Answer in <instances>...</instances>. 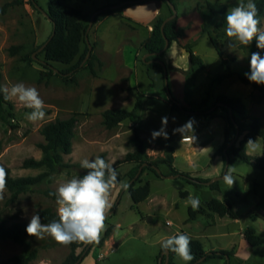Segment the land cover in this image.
Wrapping results in <instances>:
<instances>
[{
	"label": "rangeland",
	"instance_id": "obj_1",
	"mask_svg": "<svg viewBox=\"0 0 264 264\" xmlns=\"http://www.w3.org/2000/svg\"><path fill=\"white\" fill-rule=\"evenodd\" d=\"M16 1H20L22 4L11 6ZM35 1L39 8L48 12L51 0ZM116 1L66 0L65 3L80 9L83 12L82 20L88 25L92 16L100 8L110 3L114 4ZM205 1L180 0L179 17H183V14L196 12L198 4ZM210 1L230 5V9L240 2V0ZM244 2L247 3V0ZM161 4L164 8L162 15L167 16L168 8L165 4ZM198 19L201 21V18ZM198 19L196 18L189 28L182 29L184 36L180 40L187 43L199 40L194 51L202 59L204 68H196L194 72L189 73L191 62L188 54L186 64L189 70L186 71L185 76L186 98L184 101L180 99V93H175L174 97H177L178 99H176L185 106L193 101L200 103L207 97L212 86L210 96L212 108L215 107L214 104L218 96L240 98L246 106L249 117L251 119L258 118L264 126V98L260 100L259 94L253 86L244 84L238 77L239 74L246 76L247 73H250L249 59L240 48L241 44L234 38L230 40L226 36L225 29H222L217 37L219 45L229 41L234 46L226 52L223 58H220L211 41L207 37L200 38L202 28L198 27L200 22ZM117 21V18H114V20L105 23L98 31L100 38L105 40L107 49L105 54L107 66L103 70L97 66L94 67L97 63L99 65L102 63L100 60H96L97 62L93 63L95 74L90 69H82L77 73V83L75 84L66 83L57 76H53L49 81L40 82V73L44 70L41 63L45 56L39 48L50 37L52 23L43 12L31 4V0H0L2 84L9 88L17 83L35 87L45 104V118L33 123L26 118V114L32 110L25 108L16 100H11L15 107V119L12 120L13 126L0 121V142L3 144L0 162L11 170L14 177L37 176L43 173L45 169L22 168L24 160L29 158L40 160L42 158L40 144L44 143L45 139L41 134V128L44 124L58 118L66 119L74 113L78 114V123L74 128L73 151L69 155H62L63 166L58 173L34 191L22 195L15 204L5 205L6 201L2 200L0 210L15 212L20 209L22 211L21 219L27 224H29L32 215L43 208L53 207L57 211L56 200L46 196L45 192L48 189L56 192L59 184L73 177H82L87 170L81 167L80 162L83 159H94L96 156H101L108 162H114L113 166L116 168L118 176L121 177V182L129 184V172L135 164L123 161L126 155L135 149L132 140L135 135L134 129L138 126L126 121L110 130L103 124L102 114L103 110L108 109L132 110L139 92H148L154 88V85L150 88L151 84H154V79L143 63L146 56L143 52L139 56L137 69L134 68L137 53L140 51L137 46L138 41L134 35L130 34L129 30L121 29L120 25L116 23ZM95 27L96 25H93L87 36L91 46L94 43L96 47ZM260 27L264 28V18ZM143 35L141 32L140 36ZM125 39L127 40L123 42ZM119 42L122 43L124 58L127 61L132 80L138 81V84L142 86L139 90L130 88V96L121 102L117 101L116 95L118 86L116 78L120 71L117 70L114 63L115 50ZM14 46H22V49L17 55L12 56L9 50ZM85 49L86 44H82L81 53ZM170 52L176 55L173 50L167 51L165 59ZM29 53L35 55L32 62L24 60V57ZM174 57L178 60V55ZM223 59L229 61L230 70L234 75L222 82H216L217 78L225 73ZM78 61L79 57L73 65ZM87 61L82 64L86 65ZM167 62H169L168 59ZM51 65L58 71L70 67L57 62H53ZM95 75L98 78H95ZM134 76H136L135 80ZM158 92H162L163 97L169 99L165 88ZM217 115L218 117L214 119H207L202 116L188 117L177 112L172 114L169 120L170 127L179 128L189 120L193 121L194 131L188 133L187 136L193 134L195 140L183 139L180 133H167L168 138L159 141L157 138L153 139L152 134L141 131V137L145 141L146 153L150 160L164 159L169 148H172L175 157L174 166L180 172L189 173L193 178L211 179L210 181L222 177L225 162L222 156L215 154L225 142L226 112L219 109ZM242 139L243 136L239 141ZM254 143L255 150L247 145V153L253 159L264 158V140L258 138ZM229 167L235 181L230 186L220 179L218 181L219 191L212 190L206 184L197 186L181 177L176 179L157 177L153 172L147 170L139 176L136 186H144L149 183L151 194L137 207L134 206L128 190L114 189L111 197L112 207L105 221L106 228L99 240V242L101 240L104 242L102 245H99V242H94L90 253L83 257L82 264H159L161 257L162 264H164L166 255L161 243L164 239L177 233H186L190 237L200 240L206 252H231V264H264V171L245 162L230 164ZM167 172L166 168H162L163 174ZM185 192L188 193V196L199 198L200 201L196 210L199 213L197 219L190 222L188 219L191 206L185 204L188 198V196H182V193ZM216 198L228 201L234 207L238 218L234 220L229 217H220L211 211L208 203ZM110 227L113 232L110 237L105 238V233ZM249 228H254L256 234L261 237V246L248 245L245 232ZM86 246L87 244L82 243L77 252L81 253ZM26 249L36 250L38 254V257L30 264H62L71 251L70 245H61L47 235L43 239L27 238L22 243L6 240L0 242V264L9 261L13 256L21 254ZM174 261L177 264L191 262H185L177 255ZM206 264H228V261L213 260Z\"/></svg>",
	"mask_w": 264,
	"mask_h": 264
},
{
	"label": "trees",
	"instance_id": "obj_2",
	"mask_svg": "<svg viewBox=\"0 0 264 264\" xmlns=\"http://www.w3.org/2000/svg\"><path fill=\"white\" fill-rule=\"evenodd\" d=\"M65 1L66 0H51L50 7L47 12V18L50 19L52 23V33L48 38V40H50L47 46L41 51V53L44 54L45 59L41 63L44 70H42L40 73V82L43 80L49 81L53 76H57L66 83L75 84L77 83V73L85 68L90 69L92 73L95 74L93 63L99 59L94 54V43H92L91 57L87 61L86 65L82 64L89 52V44L86 39L89 24H85L82 20L83 12L80 9L67 5ZM153 1L165 4L168 8L169 14L167 16L160 15L158 17L150 37H148L142 43L144 55L151 54L143 61V63L149 70L153 68L162 72L165 79V89L169 98L168 100L172 107V114L177 112L180 114H185L188 117L202 116L207 119H214L218 117L217 111L219 109L225 111V142L217 150L215 155L222 156L226 164L225 150L227 149L229 143L236 137L238 126L240 130V136H243V139L239 141V144L236 143L228 148L227 153L230 157L231 164L245 162L264 171V158L253 159L252 156L247 153V142L249 140H252L253 142H255L258 138H262L264 140V126L258 118L251 119L249 117L246 106L240 98H231L224 95L218 96L214 104V106H216L215 110L210 111L212 108V106H210V96L213 89L212 86L209 89L206 98H204L200 103L194 101L189 102L187 104L188 106L181 105V103L173 95L166 66L159 61H162V58L164 57L166 51L171 47L172 43L179 42L184 36V31L177 26L179 15L166 22V19L173 15L170 4L175 5L178 10L180 0H117L114 4H107L98 10L100 13L96 16L94 25L115 13H121L124 9L134 6H141ZM36 2L37 1L35 0H31V4L40 12H43L41 9H39ZM254 3L258 9V19L261 22L264 18V0H254ZM17 4L22 3L20 1H16L12 3L11 6ZM229 9L230 5L220 2H213L210 0H206L204 3H199L197 7V11L202 12L204 18L200 38L207 37L216 49V52L220 58H223L226 52L234 46L233 43L229 41H226L220 46L217 39L219 32L226 28L224 18ZM259 26H261V23ZM167 40L170 41V46L166 49ZM198 41L199 40L196 39L183 46V48L189 54V59L191 62V68L188 71L189 73L194 72L196 68H204L202 59L194 52V47ZM82 44H86V49L81 53ZM240 48L247 54L249 61L253 52L259 51L260 54L264 56V50L257 48L255 40L249 46L240 45ZM21 49L22 46H14L11 47L9 51L12 56H15L21 51ZM78 57L79 61L73 65L74 61ZM24 60L31 62L34 61L33 54L29 53L24 57ZM53 62L61 63L70 67L66 70L58 71L55 67H53V65H51ZM222 64L225 67V73L220 75L216 82H222L234 75V73L230 70V64L227 59H223ZM100 66H102V63H100ZM238 77L244 84L253 86L254 90L258 92V97L260 100L264 98V85L251 82L247 76L239 74ZM2 79L3 76L0 72V87H3ZM214 83L215 81L213 84ZM152 87L153 83L151 84L150 88ZM146 93L147 91L139 92L135 106L132 110H105L102 114L103 124L105 127L111 130L117 128L126 121L133 123L137 122L140 119L139 113L146 97ZM220 104L223 105L221 106ZM14 108L15 107L12 101L5 100L3 92H0V121L9 126H13L12 120L15 119ZM230 110H232V115ZM77 115V113H74L72 116L66 119L58 118L54 121L44 124L41 128V134L45 139V142L40 144L42 158L40 160L35 158L24 160L22 168L45 169L43 173L37 176L14 177L12 176L11 170L0 162V166H2L7 172V187L4 192V198L2 199L6 201L5 205L17 203L22 195L34 191L38 187L45 184L46 181L51 180L52 177L58 173L60 168L63 166L62 155H69L73 151L74 128L78 123ZM134 131L135 135L132 141L134 143L135 149L133 152H130L126 155L123 162L135 164L129 172L130 181L128 184L129 187L127 188L135 207L146 201L151 194V187L149 183L144 186H136V183L139 179L137 175L140 172L141 167H143V170L139 176H141L145 171L149 170L157 177L178 176L197 186H204L210 182L211 179L206 180L201 178H193L189 173H182L176 169L174 166L175 157L172 148H169V152L164 159L155 161L150 160L146 153L145 141L141 137L142 130L136 127ZM2 149L3 144L0 142V152ZM155 167L161 171L162 168H166L168 172L166 174H159ZM118 180L121 181V177L118 176ZM209 187L212 190H220L218 181L212 183L209 185ZM54 193V191L48 189L45 192V195L49 198H52L53 200H56ZM182 196L187 197L188 193H182ZM2 200H0V202ZM208 207L220 217H229L234 220L238 218L234 207L228 201H221L216 198L208 203ZM21 214L22 211L20 209L15 212H9L5 209L0 210V242L12 240L16 243H22L27 238L34 237L27 234L26 227L28 224L22 221ZM38 214L40 216L41 222L44 224L51 223L53 220H58L57 211L53 207L43 208L38 211ZM198 214L199 213L196 210L194 211L191 207L189 209L190 216L188 222L197 219ZM112 232L113 229L111 227L108 228L105 233V238L110 237ZM245 239L249 246L259 247L262 245V239L256 234V230L254 228H249L246 230ZM190 240V249L194 259L189 264H206L213 260H227V255L229 256V259H231V252H206L200 240L193 237H190ZM103 242L104 240H101L99 245H102ZM92 244H87L81 253H78L77 251L79 248H81L82 243L70 244L71 251L62 264H82L83 257L87 256L92 250ZM163 251L165 250L163 249ZM175 256V253L170 252L169 264H177L174 261ZM37 257L38 254L36 250L26 249L21 254L13 256L9 261L3 264H30Z\"/></svg>",
	"mask_w": 264,
	"mask_h": 264
},
{
	"label": "clouds",
	"instance_id": "obj_3",
	"mask_svg": "<svg viewBox=\"0 0 264 264\" xmlns=\"http://www.w3.org/2000/svg\"><path fill=\"white\" fill-rule=\"evenodd\" d=\"M226 36L235 39L239 44L249 46L255 40L256 46L264 50V28H261L258 19V9L254 0H240L237 6L231 8L225 18ZM250 73L247 78L256 84L264 85V56L259 51L253 52L250 57ZM5 100H16L25 108L31 109L26 118L35 123L45 118V104L35 87L17 83L10 88L0 87ZM162 127L159 131L152 132V138H168L166 126L168 118H161ZM174 133H180L182 138L195 140L193 133V121L189 120L181 127L174 129ZM247 145L255 150L252 140ZM81 167L87 171L82 177H73L59 184L54 195L56 196L58 220L51 223H41L38 213H34L26 227L29 236L43 239L46 235L52 237L57 243L68 246L72 243L92 244L98 243L101 234L106 228V218L112 207L111 197L113 190H127L128 183L118 180V172L113 166L114 162H108L101 156L94 159H83ZM226 184L232 186L234 179L231 168L223 176ZM7 187V172L0 166V200L4 198ZM195 211L198 209L199 198L189 195L185 201ZM190 237L186 234L177 233L161 243L162 249L175 253L183 261L194 259L190 249Z\"/></svg>",
	"mask_w": 264,
	"mask_h": 264
},
{
	"label": "crops",
	"instance_id": "obj_4",
	"mask_svg": "<svg viewBox=\"0 0 264 264\" xmlns=\"http://www.w3.org/2000/svg\"><path fill=\"white\" fill-rule=\"evenodd\" d=\"M163 12H164V8L160 2H148L141 6H134L124 9L121 14L112 15L111 17H108L103 21L97 23L94 29V34L96 35V39H94V41L97 44L94 52L97 58L102 62V66H100L97 63L96 65H94V67L97 66L103 70L107 66L106 64L107 62L105 58V54L107 52L106 44L104 42L105 40H103V38H100L98 31L101 30L102 26L105 23L114 20V18H117L118 21L116 23L120 25L121 29L123 28L124 30L126 29L129 30L130 34L134 35V38L138 41L137 46L140 49V51L137 53L136 56L137 60L135 61V67H134L137 69L139 56H141L142 52L144 54V51L142 49V43L148 37H150L158 17L162 15ZM183 15H184L183 17H179L178 19V23H177L178 28L183 30L184 28H189V25L191 24L193 25V21H195L196 18L197 19L201 18V21L198 19L200 21L198 27L202 28V25L204 23L202 12L196 11L190 14H183ZM129 23H133V24H129ZM141 32L144 34L143 36H140ZM126 40L127 39H125L123 42H125ZM185 44H187V42L185 41L183 42L182 40H180L179 42L172 43L171 47L167 50L168 52L170 50H173L174 54L178 55V60H176V58L174 57L176 55H173L171 52L166 55V59L164 57L162 58L167 69L168 77L171 81V86L174 96L175 93H180L181 97L179 96V98L182 99L183 101L186 98L185 76H186V71L189 70L186 64L188 59L187 56L188 53L183 48ZM167 59L169 60V62H167ZM114 63L116 65L117 70L120 71V74L117 76L118 78H116V84L118 85L116 87L117 90L116 95H117V101L121 102L123 101V99L128 98L130 96V88H134L133 90H137V89L139 90L142 88V86H140L138 84V81L135 80L136 76H134L135 81L132 80L131 72H129L128 70L129 68L127 67V61L124 58L123 46L122 43L120 42L117 43L116 46ZM149 72L154 79L153 81L154 88L146 93V97L144 99V102L142 104L139 113L140 119L137 122L134 123L131 122V123L136 124V126H138V128H140L142 131L152 134L153 131H159L161 129L162 127L161 118L166 116L168 118V123L165 130L167 133L173 134L174 133L173 130L177 129L178 127L169 126V120L172 117V107L169 101L163 97L162 92H158L160 89L165 88L164 76L162 72L157 69L149 70ZM95 78L98 77L96 76ZM95 81L97 80L95 79ZM133 98L135 99V97ZM182 105L184 104L182 103ZM117 110H120V108H118ZM104 111L105 110H103V112ZM157 139L159 141L165 140L162 136L157 137Z\"/></svg>",
	"mask_w": 264,
	"mask_h": 264
},
{
	"label": "water",
	"instance_id": "obj_5",
	"mask_svg": "<svg viewBox=\"0 0 264 264\" xmlns=\"http://www.w3.org/2000/svg\"><path fill=\"white\" fill-rule=\"evenodd\" d=\"M115 7H117V6H115ZM170 7H171V9H172L173 15L170 16V17H168V18L166 19V22H168L169 20L175 18V17L178 15V10H177L176 6L173 5V4H170ZM39 9H41V8H39ZM41 10H42V9H41ZM42 11H43V10H42ZM43 13H44V15H45L46 17H48V13H47V12L43 11ZM99 13H100V11H97V12L92 16L91 21H90V24H89V28H88V30H87V35H88L89 31L91 30V28L93 27V25H94V20H95L96 16H97ZM49 20H50V19H49ZM50 21H51V20H50ZM163 30H164V27H163ZM53 35H54V33H53ZM53 35H52V37H53ZM87 35H86V39H87L88 44H89V52H88L87 57H86V59H85L84 62H86V61L90 58V56H91V54H92V46H91V44H90V42H89V40H88V36H87ZM52 37H51V38H52ZM49 40H50V39H49ZM49 40H48V41H47V42H46V43L40 48V51H42V50L47 46ZM169 46H170V41L167 40L166 49H167ZM150 55H151V54H146L144 60H145L148 56H150ZM33 57L35 58V55H33ZM159 62H161V63L164 64L163 61H159ZM83 65H84V64H83ZM164 65H165V64H164ZM181 105H182V104H181ZM220 105L222 106L223 104H220ZM215 108H216V106H215L214 108H212L210 111H214ZM230 111H231V115H232V110H230ZM240 137H241V136H240V130H239V127L237 126V134H236V137H235V138L229 143L227 149L225 150L226 164H225L224 174L227 172V170L229 169V166H230V164H231V162H230V161H231V160H230V157H229V155H228V153H227V152H228V148H230L232 145L236 144V143L239 141ZM155 168H156V167H155ZM156 169H157V171H158L159 174H162V171H161L160 169H158V168H156ZM142 170H143V167H141L140 172L138 173L137 177H139V175H140V173L142 172ZM224 174L222 175V177L215 178V179H213L212 181L208 182L207 185H211L212 183L217 182V181H219L220 179H223ZM168 178H170V179H176V178H178V176H170V177H168ZM107 216H108V215H107ZM165 255H166V261H165V264H169V261H170V252L165 251ZM226 258H227L228 264H231L228 255L226 256ZM159 264H162V257H161L160 260H159Z\"/></svg>",
	"mask_w": 264,
	"mask_h": 264
}]
</instances>
